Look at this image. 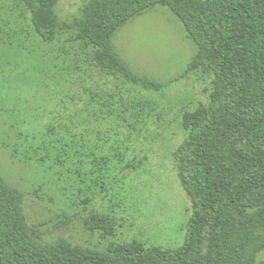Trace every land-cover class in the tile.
I'll list each match as a JSON object with an SVG mask.
<instances>
[{
	"label": "trees",
	"instance_id": "trees-1",
	"mask_svg": "<svg viewBox=\"0 0 264 264\" xmlns=\"http://www.w3.org/2000/svg\"><path fill=\"white\" fill-rule=\"evenodd\" d=\"M58 1L14 0L1 19L0 47L7 38L21 52L30 50L31 68L45 74L46 88L52 83L58 91L62 78L80 85V95L67 94L68 102L52 98L61 110L51 109L31 139L19 129L29 146L21 161L49 164L57 186L78 191V210L65 223L78 218L85 232L100 231L102 242L116 235V209L100 204L126 190L144 167L147 156L132 143L139 141L145 116L156 110L154 101L131 100L130 91L157 94L166 84L133 71L113 37L134 18L165 6L196 45L170 83L193 74L207 82L206 101L182 110L185 134L174 152L193 215L185 243L175 249L148 247L137 238L105 250L67 237L47 241L29 223L23 192L0 171V264H264V0H86L70 20L59 17ZM37 44L50 48L42 53ZM94 71L114 81L90 86ZM18 107L13 115L26 124L28 115ZM46 112L32 115L42 120ZM11 151L19 153L17 146ZM46 185L43 180L34 193L45 199Z\"/></svg>",
	"mask_w": 264,
	"mask_h": 264
},
{
	"label": "rangeland",
	"instance_id": "rangeland-1",
	"mask_svg": "<svg viewBox=\"0 0 264 264\" xmlns=\"http://www.w3.org/2000/svg\"><path fill=\"white\" fill-rule=\"evenodd\" d=\"M85 1L59 0V17L70 20L79 16ZM14 5V0H0V24L2 17L7 15L6 11ZM113 43L133 71L166 84L165 90L157 94L138 89L130 91L131 100L154 101L156 110H147L150 111L145 116L147 124L139 141L132 143L139 156H147L144 167L141 166L139 174L128 181L126 190H119L110 197L108 203L100 204L103 207L114 206L116 209V235L102 242L100 231L85 232L78 218L65 223L67 217L74 216L78 210L74 205L79 201L78 191L57 186L55 172L49 164L41 166L34 158L28 159L27 163L21 161L29 146L23 145L18 135L19 129L31 139L33 133L37 134L48 122L51 109L61 110L52 98L61 99L64 96L68 102L70 99L67 94L76 92L80 95V85L74 83L70 86L62 78L60 82L63 85L58 91L54 90L52 83L46 88L45 74L31 68L30 50L27 53L21 52L15 40L7 38L0 47V171L23 192L24 210L29 223L39 226L47 241L67 237L74 242L105 250L107 244L137 238L148 247L158 245L175 249L185 243L193 215L192 202L180 184L173 163L174 152L185 134L182 110H193L198 102L206 101L204 90L207 82L200 74H193L189 79L177 83L170 81L185 70L196 52V45L187 37L181 20L165 6H157L128 22L115 33ZM49 48L37 44V50L42 53ZM93 75V80L88 82L90 86L96 81L101 85L114 81L96 71ZM79 105L83 106L84 101H78ZM17 107L28 117L34 112L43 111L49 115L42 120L32 115L29 120L27 117L26 124H21L24 118H18L12 112ZM34 120L37 123L35 127L32 125ZM11 123H16L14 129ZM13 146H17L19 151L16 156H12ZM43 180L47 181V185L39 194L44 195L45 199L33 190ZM261 254L260 258L264 259V251Z\"/></svg>",
	"mask_w": 264,
	"mask_h": 264
}]
</instances>
